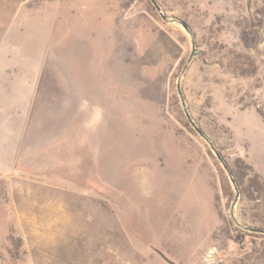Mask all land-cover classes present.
<instances>
[{
  "label": "rangeland",
  "instance_id": "1",
  "mask_svg": "<svg viewBox=\"0 0 264 264\" xmlns=\"http://www.w3.org/2000/svg\"><path fill=\"white\" fill-rule=\"evenodd\" d=\"M37 75L0 264H264V0H0Z\"/></svg>",
  "mask_w": 264,
  "mask_h": 264
},
{
  "label": "crops",
  "instance_id": "2",
  "mask_svg": "<svg viewBox=\"0 0 264 264\" xmlns=\"http://www.w3.org/2000/svg\"><path fill=\"white\" fill-rule=\"evenodd\" d=\"M15 84L5 77L0 85V180L11 177L23 157L29 156L33 136L31 124L35 116L33 105L38 94V75L24 83L18 82L17 95ZM21 88L26 90L23 94Z\"/></svg>",
  "mask_w": 264,
  "mask_h": 264
}]
</instances>
